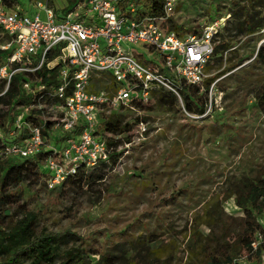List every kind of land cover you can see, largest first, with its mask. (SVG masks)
I'll use <instances>...</instances> for the list:
<instances>
[{
	"label": "rangeland",
	"instance_id": "rangeland-1",
	"mask_svg": "<svg viewBox=\"0 0 264 264\" xmlns=\"http://www.w3.org/2000/svg\"><path fill=\"white\" fill-rule=\"evenodd\" d=\"M85 1L76 0L81 6ZM244 3L246 0H176L166 24L172 25L171 19L181 26L183 34L193 33L188 32L190 28L198 32L220 16L226 17V23L231 19L229 12ZM66 4L67 0L52 2L58 14H63L61 8ZM20 5L30 15L39 12L42 19L45 17L29 0H20ZM257 7L264 11L262 3ZM93 13L96 11L89 10L85 16ZM262 36L260 30L241 35L233 45L238 53H244L247 40L252 38L250 45L258 46ZM4 39L0 33V41ZM144 55L150 60L146 51ZM250 58L241 65L251 63ZM4 62L0 57V64ZM212 73L206 72V77ZM224 75L216 78L219 83L207 93L212 106L202 114L190 116L184 110L157 107L114 108L112 111L122 113L124 120L132 123V133L137 129L139 136L122 148L118 163L105 167L104 178L92 187L69 188L59 194L58 185H47L49 175L41 162L39 179L21 185V201H26L27 211L36 213L38 228L69 229L85 238V247L114 255L125 249H130L127 254L145 255L147 250L158 248L157 264H191L193 233L204 241L215 236L221 222L228 226L230 236L234 235L243 215L235 197L264 165V105H257L253 92L236 88V76ZM0 108L6 106L0 103ZM136 117L144 122L142 128L135 127ZM52 130L54 137L64 133ZM0 136L9 134L0 132ZM54 140L47 136L45 144L50 146ZM56 143L63 145L62 140ZM24 214L19 212L16 219ZM150 233L156 234L157 240H150ZM114 243H123L124 250L115 248ZM87 257L93 263L97 255L89 252ZM116 264L125 262L119 257Z\"/></svg>",
	"mask_w": 264,
	"mask_h": 264
},
{
	"label": "built area",
	"instance_id": "built-area-1",
	"mask_svg": "<svg viewBox=\"0 0 264 264\" xmlns=\"http://www.w3.org/2000/svg\"><path fill=\"white\" fill-rule=\"evenodd\" d=\"M29 1L44 13L43 19L39 12L28 14L20 3L8 6L6 0H0V33L5 38L0 41V50L9 52L0 64V80H5L0 96L6 92L13 74L24 73L20 83L32 97L28 105L12 106L17 113L9 131L12 137L26 126L29 135L21 142L0 147V156L26 157L39 151L43 144L52 148L55 154L49 155L44 164L49 187L74 172V164L79 161L92 165L98 159L107 160L108 147L96 131L103 114L114 108L138 110L135 102H150L152 91L159 87L172 92L182 106L178 90L181 81L198 85L209 94L215 89L218 79L203 84L204 69L225 16L213 19L198 32L179 36L166 24L176 0H164L162 14L142 17L131 16L132 2L122 12L118 7L121 0H86L82 8L78 4L63 14L56 12L53 0ZM89 10L96 13L86 17ZM260 32L264 34V28ZM263 42L264 36L258 46ZM124 44L132 47L127 49ZM145 51L150 60L145 59ZM41 68L48 70L47 76L52 74L47 85L38 82L34 75ZM102 73L106 74L103 85L110 84L107 88L96 81ZM207 102L209 110L211 98ZM29 109L41 111L40 120L50 122L51 129H81L69 134L57 150L45 144L41 126L27 119ZM143 123L139 120L135 127L142 128ZM134 132L125 146L139 136L137 129ZM67 162L72 163L68 168L64 166ZM259 221L261 229L255 233L251 246L256 249L262 244L264 259V213Z\"/></svg>",
	"mask_w": 264,
	"mask_h": 264
},
{
	"label": "trees",
	"instance_id": "trees-1",
	"mask_svg": "<svg viewBox=\"0 0 264 264\" xmlns=\"http://www.w3.org/2000/svg\"><path fill=\"white\" fill-rule=\"evenodd\" d=\"M79 1L83 2L84 0ZM129 2H132L134 6L132 17L156 16L163 13L164 0H121L118 3L119 9L124 12L125 6ZM6 3L8 6H12L13 3H20V0H6ZM261 3L264 6V0H261L260 3L259 0H246V3L229 12L231 19L226 21L222 27L223 30L218 33L213 54L205 65V73H213L209 77L205 76L203 80V84L208 85L221 75L230 72L223 77L236 76L234 79L236 88L238 90L247 89V93L253 92L257 98L258 106L264 105V42L259 46H256L255 43L250 45L252 40L250 38L246 42L244 53H238V47L233 44L237 41L236 37L254 34L264 27V11L257 7ZM78 4L76 0H67V4L61 8V12L66 13ZM126 14L129 15V13ZM170 21L172 22L170 28L177 35L184 36L180 32L181 26L171 19ZM188 32H197V30L190 28ZM225 51H229V54L224 55ZM8 53L0 50V57L3 58ZM254 53L256 54L251 63L241 65ZM211 59H213L212 63H210ZM234 68L236 69L234 70ZM47 71L45 68H41L34 73L38 77V82L44 85L49 84V78L52 76V74L47 76ZM105 77L106 74L102 73L101 77L96 80L99 84L101 82L99 86L105 83ZM24 78V73L13 74L6 92L0 96V103L8 105L6 109L0 108V132L4 134H9L12 128L15 115L12 106L15 104L28 105L31 102V94H27L20 83ZM219 81L217 80L216 83L218 84ZM4 82L5 80H3V84ZM103 86L107 88L110 84ZM178 90L182 106L172 92L162 87L152 91L153 105L149 104L151 101L135 102V105L138 110L157 107L169 111H183L184 109L189 113L197 114L204 112L207 106L206 91L201 90L198 85L183 81L180 82ZM40 114L41 111L29 109L26 117L32 124L41 126V133L45 137L55 139L51 146L57 150L60 147L56 140L63 141L69 134L78 133L81 129L80 126H77L74 130L63 131L61 137H54L51 133L53 130L50 127V122L42 123ZM136 120L142 119L136 117ZM132 128V123L125 121L120 112L112 111L103 114L102 121L96 131L108 147L107 160L98 159L92 165H87L82 161L75 163L74 172L66 174L58 184V193L62 194L69 188L83 190L103 179L106 174L105 167L116 165L122 154V148L130 142ZM28 135L29 128L25 126L21 128L18 135L0 136V147L4 148L9 143L21 142ZM53 154L55 153L52 148L42 145L39 151L26 157L11 154L0 156V264H116L119 257L124 260L125 264H157L158 248L147 250L145 255L127 254L130 249L124 250L123 243H114L115 248L124 250L121 255H114L100 252L92 247H85V238L69 229L49 231L45 228H38L36 213L27 211L26 201H21V185L37 181L40 177L37 172L40 163L45 162V159ZM71 164L67 162L64 166L68 168ZM45 170L49 175L46 167ZM239 191L240 193L235 197V204L243 213L239 230L230 236L228 226L225 222H221L215 236L207 237L204 241L202 237H198V234L193 233L195 235L192 237V244L189 247L193 260L191 264H245V262L264 264V259L261 256L263 245L259 244L256 249H252L251 246L255 233L261 229L259 219L264 213V165L252 179L239 188ZM19 212L25 214L16 219ZM148 236L152 241L157 240L156 234L150 233ZM89 252L97 255L93 263L87 257Z\"/></svg>",
	"mask_w": 264,
	"mask_h": 264
}]
</instances>
